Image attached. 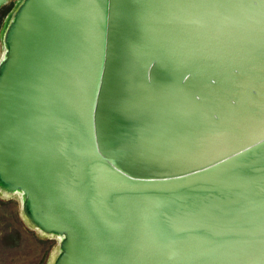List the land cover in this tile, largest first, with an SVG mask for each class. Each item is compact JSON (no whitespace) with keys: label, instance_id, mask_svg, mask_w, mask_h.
I'll use <instances>...</instances> for the list:
<instances>
[{"label":"water","instance_id":"1","mask_svg":"<svg viewBox=\"0 0 264 264\" xmlns=\"http://www.w3.org/2000/svg\"><path fill=\"white\" fill-rule=\"evenodd\" d=\"M3 42L0 188L55 264H264V0H22Z\"/></svg>","mask_w":264,"mask_h":264},{"label":"rangeland","instance_id":"2","mask_svg":"<svg viewBox=\"0 0 264 264\" xmlns=\"http://www.w3.org/2000/svg\"><path fill=\"white\" fill-rule=\"evenodd\" d=\"M21 2L8 0L0 7V62L5 30ZM58 248L59 242L54 236L47 239L40 236L24 217L20 195L0 194V264H49Z\"/></svg>","mask_w":264,"mask_h":264},{"label":"bare ground","instance_id":"3","mask_svg":"<svg viewBox=\"0 0 264 264\" xmlns=\"http://www.w3.org/2000/svg\"><path fill=\"white\" fill-rule=\"evenodd\" d=\"M3 48H4V50H3V53H2L3 54L2 55V60H3L4 54H5V45H4V42H3ZM2 60H1V62H2ZM0 194L2 196H4V197H8L9 195H20L21 196V199H22V196H23L20 192L13 191V190H8V189H2V188H0ZM22 203H23V199H22ZM22 211L24 213V217L27 220H29V222H30V224L32 226H34L36 228V231L39 233L40 236L45 237L46 239L54 236L57 239V241L59 242V248L53 252V254L51 255V259L49 261V264H55L56 261H57V259H58V257H59V255H60V253H61L60 243H61V241L63 239L62 236H60V235H54L52 233H48V232L42 230L37 225H34V223L29 219V217L27 216V214L24 211L23 206H22ZM53 241H55V240H53Z\"/></svg>","mask_w":264,"mask_h":264}]
</instances>
